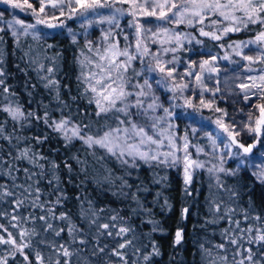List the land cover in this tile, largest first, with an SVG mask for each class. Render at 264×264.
<instances>
[{
  "label": "snow or ice",
  "instance_id": "6c2138e0",
  "mask_svg": "<svg viewBox=\"0 0 264 264\" xmlns=\"http://www.w3.org/2000/svg\"><path fill=\"white\" fill-rule=\"evenodd\" d=\"M0 4L8 5L13 10H30V15L34 17V23H26L24 20L15 18L11 21H3L7 28L11 30V35L17 39V42L21 34L31 35L33 39L43 40L46 43L49 39L56 41L57 37L64 35L65 23L62 18L79 21L86 35L87 28L93 24L107 23L110 26L119 27L120 19L128 16L131 19L127 22V26L135 28L136 36H140L141 33H151L153 37H165V39L160 41L164 53L169 51L175 53L180 49H184L185 45L182 41H186L187 44L192 45L188 63L185 65L188 70L184 71L182 76L177 72L176 64L183 62L178 61V58L175 56L165 62L161 60L158 54L153 53V60L156 66L153 67L151 63H148L142 69L144 73L158 71L163 74L159 79L153 77L154 82L158 86L181 94L185 90H189V95L198 101V104H193L192 99L184 97L183 104H172L169 101L168 107H164L163 103H156L155 101L159 99L158 97L154 98V102L148 104L146 108L141 99H136L135 103L128 101V97L136 95L143 97L146 95L143 90L139 91V93L125 91L127 81L123 73L127 71L128 64L133 59H136V57L131 56L127 49L121 52L115 51V45L111 49H106V52L111 51L112 56H124L127 57V60L117 62L102 55L100 59H107V66L97 63L96 68L99 69V72L93 73L92 77L88 80L89 88H85L84 93L79 97L83 99L89 91L94 93V96L87 99V105L95 104L96 109H98L94 112V115L97 118L103 115L105 121L108 119L116 121V127H112L106 123L104 127L107 130H104L102 134L100 130H97L95 135H87L85 132V130L91 131L92 129L90 123L84 122L90 118L87 108L77 107L75 110L76 117L73 116L71 110L67 113L64 112V109L69 108V105L67 102L61 100L59 81L52 79L51 75L41 77V79L44 81L46 89L56 92L55 99L58 102L60 110L59 119H53L50 116L47 105H43L45 110L42 114L26 111L20 105L13 107L12 99L16 96V93L10 92V88L6 84V72L3 66L4 53L0 50V92L9 93V96L3 98L8 103L6 106H0V111L7 113L12 121L20 124L21 128L25 126L31 127L32 121H35L42 123L46 130H50V132H41L31 137L30 139L34 140L36 144L43 145L52 138L51 134H56L57 138L63 141L65 148H68L74 141L78 140L89 148L98 146L100 149H104L110 157L115 158L119 162L120 167L125 171L124 176L116 178L121 181L120 195L125 196L127 193L123 189L132 187L128 183L127 177L132 176L133 171L142 166L155 168L160 165H166L168 167L180 168L182 165L183 192L187 197L192 194L189 186L193 184V173L197 169H205L206 164L198 159H193L188 152L189 138L187 132H185L183 137V158L178 156L177 152L180 151L178 145L179 137L171 135V129L178 127L173 124V121L190 120L191 123L187 125V128L193 136L204 131V135L211 142L213 149L219 145H223V148L226 150L219 157L218 164L214 163L211 167H207V172L210 176L223 173L225 176L236 177L242 171L246 172L251 168L253 169L252 175L257 178L260 184L264 185V103H256V101H264V67L259 69L253 67L255 64L264 65V0H111V2L110 0H22V2L21 0H0ZM116 5H121L122 7H116ZM7 10L5 9V11ZM3 17L4 12H0V20H3ZM137 17H154L156 21L162 23L156 24V30L145 28L144 24ZM144 23H152V21L145 20ZM40 25H43L49 31L39 28L38 26ZM166 25H175L176 29L181 25H185L196 30L201 37H207L211 41L216 42L224 41L219 47L226 45L235 52L236 56L240 57V60H230V64L234 65V67H224L223 72L225 75L223 81H221L219 78L221 70L216 66L218 57L213 54L212 48L205 45L203 48L198 49L196 45H204L203 40L197 39L191 33H186L182 36L176 29H170ZM16 26L19 27L17 28ZM197 26L199 27L197 28ZM252 26H258L259 30L253 32ZM4 30L0 28V31ZM29 30L32 31L30 32ZM249 32H253V35L248 39H232V34ZM67 33L72 38L73 43H75L77 34L71 28L67 29ZM105 39H107V34L105 35ZM229 39L232 40L231 43L227 42ZM141 43L142 41L140 40L136 43L138 52ZM153 43H156L155 39ZM172 43H175L177 47H163L164 44ZM89 44H91V41H89ZM47 47L50 49L54 48V44L48 43ZM245 49H247V52H245ZM89 50L91 51V49ZM148 51L147 46H145L144 54L147 55ZM219 59L229 60V57L225 55L219 57ZM241 61H246L247 64H243ZM32 63L35 64L36 61L33 60ZM89 63H91L90 60ZM168 65H172V67ZM39 67L41 70H46L49 74H53L55 71L52 67L44 69V65L42 64ZM196 69H199V74H197ZM241 69L244 70L243 79L241 78ZM112 72H116L115 79L112 77ZM205 72L210 73L206 78L203 75ZM229 72L232 75H229ZM253 72L256 74L252 75ZM211 73L216 74V79L215 85L209 88L205 83V79L211 82L213 80ZM136 74L139 75L140 73ZM98 76L100 78H97ZM82 77L83 70L81 68V75L77 77L78 85ZM177 77L180 79L193 77L196 81V88L190 89L189 83H173L172 87L169 88L168 81H175ZM92 80L95 81L94 84ZM221 83L223 87L220 86ZM114 84L116 87H113ZM144 85L151 88L148 79L144 80ZM97 86H99V89ZM25 87H28L27 83ZM32 87H35V85H32ZM65 87L67 88L68 85H65ZM197 88L199 91L196 90ZM205 93H210V98L207 100L204 98ZM29 95L31 96V93ZM173 98L175 99L176 97ZM71 99L76 101L78 97L72 96ZM117 101L122 106L118 107ZM221 104L227 106L221 107ZM157 108L161 109L164 115L152 117L150 111L154 112ZM229 108L232 109L231 112ZM202 109H210L219 115L213 121L203 116ZM109 113H111V116L108 115ZM121 114L123 119L121 118ZM133 117L143 118V122H136L133 120ZM161 122H163L164 128L160 127ZM211 124H215L216 127L210 129ZM120 125L127 126L120 127ZM4 133V125L0 124V138L12 144L14 137L11 134L4 135ZM15 139L17 142L20 141V137H15ZM165 139H167V145L164 143ZM164 147H167L169 151H160ZM203 151V148L197 149V152ZM31 153L32 150L30 148H24L19 151V154L14 159L27 160L34 168L43 169L44 165L38 163V159L43 160L45 157L41 155L37 158L35 154ZM213 157L215 158V152H213ZM225 157L235 163V168L226 169L223 167ZM100 159H103V157H100ZM2 160L3 157H0V161ZM77 162L80 163V161ZM49 163L51 164L50 171L53 177L49 181V185L55 181L57 186L53 189V194L58 193L54 204H60L63 199H66V196L63 189L59 187V176L56 174L59 165L55 162ZM64 166L68 169L69 173L72 172V165L70 163L65 161ZM81 170L84 171V169ZM13 171H20V169L9 167L6 174L12 179L13 188L20 189L24 199L16 198V192L4 185H0V188L4 189L0 191V202L4 201L7 197H11L15 203L13 211L16 212L25 205V201L29 196H35V199L31 201V206L44 208V204L37 203L40 200V188L37 187L33 192L31 183H28L27 186L16 184V177L12 176ZM23 172L27 181H31L34 176L38 175L42 177L45 175L43 171L37 174L28 168H24ZM215 179L217 181V189L225 188L229 201L235 202V198H238L240 194L238 189L235 186L226 188L221 182L219 175H216ZM96 182L98 184L112 185L115 181L112 174L108 173V175L103 177L102 181L97 180ZM245 187L248 186L245 185ZM253 192L254 190L248 193L250 199ZM113 194L115 195L116 193ZM132 198L136 199L134 195ZM208 200L209 211L214 216V219L208 222L215 224L219 220H227L234 227L229 226L221 231V241L219 243L211 244L207 247L203 242L198 244V254L201 256V264H229V261H231V264H264V215L254 213L253 210L244 211L243 221L254 223H246L245 227H241V220L232 218L235 215V210L227 208L223 199L216 200L210 196ZM89 205H91L90 201ZM161 207L162 209L171 210V205H169L167 199L164 200ZM249 209H251V203L249 204ZM91 214L95 215L94 212ZM4 215L6 213L0 211V216ZM88 215V211L82 208V218L87 220ZM149 215H151L150 212ZM179 215L180 221H185L191 215L190 208L182 207ZM17 218L16 215L11 217L12 220H17ZM49 218L52 220H68V214L60 213L57 216L49 208L46 215L38 217L39 220L44 222L43 232L59 237L64 228L57 230L53 223L49 222ZM20 219L25 220L26 218L20 216ZM33 219H36V217H33ZM117 219V216L111 217L112 221H116ZM150 223H152L153 232L160 231L163 234V229L159 222L150 221ZM92 225H95L98 236L124 238L129 232L134 233L135 231L131 227H120L115 233L112 231L101 232L100 229L108 230L110 225L108 223L99 224L95 219L91 220L89 227L91 228ZM11 226L13 228L17 227L16 224H12ZM111 227L115 228V224H112ZM0 230L7 233V238L0 235V245L12 246L7 251V255H0V264H9V258L15 259L17 254L22 256L23 261L27 262V264H45L46 258L37 249L38 245H45L55 249L57 259L53 261L51 257L47 258L48 264H71V257L78 254V252L70 251V248L64 244L56 245L44 239H38L33 244L31 237L39 236L34 227L31 231L27 229L19 231L18 236L20 240L27 238L26 243H18L17 239L13 237L11 232H8L3 224H0ZM67 231L71 237L70 243L77 242V235H84L83 232L77 230L75 225L69 226ZM133 239H135L134 235L130 239H123V242L118 240L111 249H108L107 244L96 246L92 249L91 255L99 257L101 254H104V256L108 257L106 264H112V258H118L116 264H128V260L125 259L126 253L122 252L121 249L132 245ZM185 239L186 231L181 223L175 229L172 246L175 248L182 245ZM87 243L86 239L82 238L79 240V244L82 246H86ZM25 249H29V251L25 252ZM136 251H140V249L136 248ZM152 255H160L159 248L155 244H153L152 253L145 255L143 259L148 261ZM59 256H63L64 259H59ZM215 257H219V260Z\"/></svg>",
  "mask_w": 264,
  "mask_h": 264
},
{
  "label": "rangeland",
  "instance_id": "374dc122",
  "mask_svg": "<svg viewBox=\"0 0 264 264\" xmlns=\"http://www.w3.org/2000/svg\"><path fill=\"white\" fill-rule=\"evenodd\" d=\"M22 2V0H21ZM111 2V0H110ZM118 7V6H116ZM5 9H8L5 11ZM103 11V10H102ZM0 12H4L3 20H0V28L5 29L0 31V50L3 51L4 56V70L6 72V84L10 88V92H15L18 99H21L22 105H25L26 111H34L38 114H42L40 107L37 103V99L34 97L38 92L40 97L46 102L48 109L51 111L50 116L53 119L60 118V110L58 108V102L55 99L56 92L50 91L44 87V81L41 77L51 75V78L59 81V93L61 100L68 103L69 108H65L64 112L67 113L72 110L73 116L76 117L75 110L79 108H87L90 116H94V112L97 111L95 104L87 105V99L94 96V93L90 91L85 95L83 99H80L82 93H84L85 88H89L88 80L91 78L90 68L88 60L83 50L87 52L94 53L96 49L104 46V40L101 36L94 37V31L91 29L93 26L97 27L101 33L113 35L114 32L120 29V35L124 40L123 48L115 49L117 52L124 51L127 49L131 56L136 57L130 63H138V71L140 73L138 76L141 78L139 83L134 82L130 90L126 92L139 93L143 90L146 95L140 97L138 95L128 97V101L135 103L136 99H141L144 102V107L146 108L148 104L154 102V98H159L156 103H163L164 107L169 106V101L172 104H183L184 97H188L193 100V104H198L192 96L189 95V90H185L183 94L179 92H171L160 86H158L154 79H159L161 73H144L142 69L148 63H151L155 67V61L153 60V53L160 56L162 61H168L174 56L178 58V61L183 63H177V72L183 75L184 71L188 69L185 65L188 63L190 56V49L192 45L187 44L186 41H182L185 45L184 49H180L175 53L169 51L164 53L161 48L160 41L165 39L163 36L153 37L151 33H141L140 36H136L135 28H129L127 22L131 18L124 16L119 21V27L110 26L105 24H93L91 27L87 28V33L85 35L84 28H81L79 21L64 19L65 28L64 35L57 37L56 41L49 39L47 43L43 40H35L31 35H19L18 42L17 39L11 35V30L7 28L4 20L11 21L15 19L24 20L26 23H34V17L30 15V10L20 11L19 9H11L8 5L0 4ZM139 21L144 24L145 28H153L156 30V24L162 23L156 21L154 17H137ZM145 20H151L152 23H144ZM56 22V21H53ZM17 28L19 26H16ZM39 28L49 31L44 28L43 25L38 26ZM170 29H176L175 25H166ZM199 26H197L198 28ZM253 32L258 31V26H252ZM71 28L76 35V42L73 43L72 38L68 35L67 29ZM178 32L183 36L186 33H191L196 36L197 39H201L198 32L190 27L181 25ZM208 30V29H205ZM30 32L32 30H29ZM253 32L247 33L249 35L248 39L253 35ZM127 37V39H125ZM156 43H153V40ZM142 41L139 52L136 49L137 41ZM91 41V44H89ZM54 44V48H48L47 44ZM231 43V42H230ZM147 46L148 54H144V48ZM165 48L177 47L175 43L164 44ZM196 47L203 48L202 45H196ZM104 48V47H103ZM108 47V49H111ZM91 49V51L89 50ZM96 52V51H95ZM247 52V49H245ZM108 57L112 56L111 51L107 53ZM218 57L216 66L220 68L219 78L223 81L225 66L229 68L234 67L230 64V60H240V57L236 56L235 52L228 47L224 48L223 54H214ZM227 55L229 60L219 59ZM113 57V56H112ZM117 57V56H116ZM123 57L124 61L127 57ZM119 58V56H118ZM206 58V57H205ZM199 59V58H197ZM35 60L36 63L33 64L32 61ZM116 60V59H115ZM117 61V60H116ZM82 62V63H81ZM243 64H247L246 61H241ZM44 65V69L52 67L55 69L53 74H49L46 70H41L40 65ZM172 67V65H168ZM254 68L259 69L264 67L261 64L253 65ZM81 68L83 70V77L81 82L77 81V77L81 75ZM122 71V69H121ZM197 74H199V69H196ZM243 79V69L240 70ZM210 73L205 72L203 75L205 78ZM256 73L253 72L252 75ZM213 80L211 82L205 79V83L209 88L215 85L216 74L211 73ZM229 75H232L229 72ZM112 77L115 79L116 72H112ZM148 79V83L151 88L144 85V80ZM27 83L28 87H25ZM94 84L95 82L92 81ZM173 83H189L190 89L196 88V81L193 77H184L180 79L177 77L175 81L169 80V88L172 87ZM239 83V81H237ZM35 85V87H32ZM65 85H68L66 88ZM139 86V87H136ZM223 87V84L220 85ZM99 89V86H97ZM113 87H116L114 84ZM199 91V89H196ZM239 91V89H237ZM31 93V96L29 95ZM9 96V93L0 92V106H6L8 101L3 98ZM72 96L78 97L76 101L71 99ZM12 99V106L15 107L18 102L16 98ZM173 97H176L175 99ZM206 100L210 98V93H205ZM119 102V101H117ZM256 103H264V101H256ZM20 105V106H22ZM120 105H122L120 103ZM221 107H226L227 105H220ZM191 111V109H189ZM231 112L232 109L229 108ZM247 111V109H246ZM202 114L204 117L215 120L219 115L214 113L210 109H202ZM152 117H161L164 115L163 111L157 108L154 112L150 111ZM136 122H143V118L133 117ZM0 121L5 122V132L6 130L14 137L12 144L3 138H0V157L3 160L0 161V185L6 186L8 189L16 192V198L24 199L21 195L19 188H13L12 179L6 174L9 167L13 169H20V171H13L12 176L16 177V184H23L27 186L28 183L32 184V191L34 192L37 187L40 188V200L37 201L38 204H44V208L32 207L31 201L35 199V196H29L25 201V205L18 209L16 212L13 211L15 208V203L11 197H7L4 201L0 202V211L6 213L4 216H0V224H3L8 232H11L13 237L16 238L21 243H26L27 238L20 240L18 233L23 229L29 231L34 227L39 233V236L31 237L33 244L36 243L38 239H44L52 244H64L66 247L70 248V251L78 252L77 255L71 257V264H106L108 257L101 254L99 257H93L91 255L92 249L96 246L108 245V249H111L116 241L123 242V239H133L132 245L125 249H121L126 255H130L131 248L140 242H144V246L141 250L144 251L145 255H149L153 251V244L159 248L160 255H152L150 258H156L161 264H201V256L198 254V244L203 242L206 247L211 244H216L221 241V231L230 225L227 220H219L217 223L212 224L208 221L214 219V216L209 211V200L211 196L213 199L219 200L223 199L224 204L227 208L235 210V215L233 219L241 220V227H245L246 223L251 224L254 222H244L243 214L244 211L253 210L254 213H260L264 215V210H259L254 205L251 204V209H249V195L248 193L252 190L257 191L258 189H264V185L260 184L255 176L252 175L253 169L249 168L246 172L242 171L238 176L231 177L225 176L220 178L223 185L226 188H231L235 186L239 191V197L235 198V202H230L228 198V193L225 188L217 189L216 179L214 176H210L207 172L209 157H213V152H215V158L219 161V157L223 155L226 151L223 145H219L215 149L211 142L204 135V131L197 133L195 136L191 134L188 130L187 125L191 123L190 120L184 121H173L174 125L178 127H173L171 129V135L178 136V145L180 151L177 155L183 158V137L185 132L188 134L189 147L188 152L191 154L193 159H198L201 162H205V169H197L193 173V184L190 187L191 195L185 196L183 192V170L182 165L180 168L168 167L166 165H160L155 168H149L147 166H142L141 168L133 171L132 176L127 177L128 183L132 185L131 188H124L123 191L127 195H120L121 192V181L116 179L125 175L124 169L119 165V162L110 157L104 149H100L98 146L89 148L86 144L81 141H74L72 145L65 148L63 141L58 139L56 134H51L52 138L44 143L43 145H38L31 137L37 135L38 133L49 131L46 130L42 123L32 121L31 127L25 126L20 127V124L11 120L7 113L0 111ZM127 125H120V127H126ZM116 127V126H115ZM164 128L163 122L160 125ZM215 124L210 125L211 128H215ZM208 129V130H210ZM155 131V130H154ZM87 135H95L97 131H85ZM103 132V131H102ZM102 132H100L102 134ZM152 134V133H150ZM15 137H20V141L17 142ZM29 138V139H25ZM165 145H167V139L164 140ZM35 144L36 147L41 148L42 152L40 156H44L45 159L39 160L38 163L43 164L44 168H34L27 160H15L14 157L18 155V149L25 145ZM154 147V146H153ZM198 148H203V152H197ZM162 152H167L169 149L164 147L160 149ZM101 154H100V153ZM11 153V155H9ZM75 157V159H73ZM103 157V159H100ZM65 161L72 165V172L69 173L68 169L64 166ZM77 161H80L78 163ZM49 162H55L59 165L57 170V175L59 176V187L63 189L66 199H63L60 204H54L57 194H53V189L57 186L56 182L53 181L49 185V181L53 179L51 175V164ZM217 162V161H215ZM219 163V162H217ZM259 163V161H257ZM224 164L227 166L226 169L235 168V163L225 157ZM223 164V165H224ZM7 165V166H6ZM24 168H28L31 171L39 174L41 171L45 173L44 176H34L31 181H27ZM81 169H84L82 171ZM112 174L114 179V184L108 185L100 183L97 180H103V177ZM247 185L248 187H245ZM4 189L0 188V191ZM253 192V193H254ZM113 193H116L115 195ZM159 194V196H158ZM133 195L136 197L134 200ZM79 198V199H78ZM167 199L169 205H171V210L162 209L164 200ZM89 201L91 205H89ZM139 201V203H137ZM182 207H189L191 215L183 222L180 221V209ZM51 208L57 216L60 213H67L69 216L68 220H52L49 218V222L53 223L54 227L59 230L64 228L59 237H55L51 233L43 232L44 222L39 220L38 217L41 215H46L47 210ZM82 208L88 211V219L84 220L81 216ZM94 212L93 216L91 213ZM149 212L151 215H149ZM16 215L17 220H12L11 217ZM20 216L26 218L21 220ZM117 216L116 221H112L111 217ZM36 217V219H33ZM97 220L99 224L108 223L110 228L108 230L100 229L103 231H112L115 233L120 227H131L135 231L129 232L126 237H109V236H98L95 225L90 228L89 225L91 220ZM150 221L159 222L161 228L163 229V234L160 231H152V223ZM207 221V222H206ZM183 224L187 227V223L196 224L197 226L203 225L202 235L197 234L195 239L194 235L186 233V239L182 245L173 247L172 241L175 229L178 225ZM16 224L17 227L13 228L11 225ZM115 224V228L111 227ZM75 225L78 231L84 233L83 236L77 235V242L70 243L71 237L68 235V227ZM0 235L7 238V233L0 230ZM86 239L88 242L86 246L79 244L80 239ZM198 238L199 240H196ZM247 246V245H246ZM11 245H0V255H7V251L11 249ZM37 249L41 251L42 255L45 256V264H48L49 257L54 261L57 259V253L54 248H49L45 245H38ZM106 249V251H108ZM29 251V249H27ZM215 255V250H214ZM219 260V257H215ZM59 259L63 260V256H59ZM118 258H112V264H116ZM147 261H143V264ZM9 264H27L23 261V257L19 254L16 255L15 259L9 258ZM231 264V261H229Z\"/></svg>",
  "mask_w": 264,
  "mask_h": 264
},
{
  "label": "trees",
  "instance_id": "16d2710c",
  "mask_svg": "<svg viewBox=\"0 0 264 264\" xmlns=\"http://www.w3.org/2000/svg\"><path fill=\"white\" fill-rule=\"evenodd\" d=\"M116 6L122 7L121 5H116ZM127 18H130V17L127 16ZM91 29H93V31H94V37L95 36L96 37L97 36H101L102 39L104 40V46H102L99 49H96L95 50L96 52L94 51V53H90V52H87V50H83L82 51V53L84 52V54L87 56L86 59L88 60V63H89V60L91 61L90 65H89V68H90V74H91V77H92L93 73L99 72V69L96 68L97 63L107 66L108 60L107 59H105V60H101L100 59V57L102 55L108 57V55H107L108 52H106L105 50L108 49V47H111L113 45L116 46L115 49H118V47L120 49L123 48L124 40H123V38L120 35V29L116 30L113 35H110V34L108 35L107 34V39H105V35L106 34L105 33L102 34L101 31L98 30L96 26H95V28L93 26ZM248 36L249 35H247V33H236V34H232V39L239 40V39L247 38ZM201 39L204 41V45H202V47H204L205 45L208 46V47H211L212 50H213V54H223L224 48L227 47L226 45L224 47H219V45L223 44L224 41H219V42L211 41L207 37H201ZM227 42L230 43V42H232V40L229 39ZM214 45H215V47H213ZM109 58H111L113 60L116 59L117 62H124V60H123L124 58L121 57V56H119V58H118V56L117 57L116 56H113V57L110 56ZM138 66H139L138 63H135V64L129 63L127 71L123 73L124 78L127 81V83L125 85V91L130 90L131 86L134 84V82L139 83L141 81V78L136 74V72L138 71ZM97 78H100V77L98 76ZM92 81H94V80H92ZM34 97L37 99V103H38V105L40 107L41 112L43 113L44 110H45L43 105H47L46 102L40 97L38 92L35 94ZM15 98L18 99V97H15ZM17 102H18L17 104L22 105L21 99H18ZM117 106L120 107L122 105H120V102H117ZM22 108L24 110H27L25 105H22ZM50 112L51 111L49 110V114H51ZM74 115H75V113H74ZM108 115L111 116V113H109ZM121 118L123 119L122 114H121ZM84 122L85 123H90L92 125V129H91L92 132L93 131H97V130H100V132H102L104 130H107L104 127V125L106 123L108 125L112 126V127L117 126L116 121L114 119H108L107 121H105L103 115L101 117H99V118H97L95 115L94 116H90V118L88 120H85ZM0 124H3L4 127H5V122L4 121H0ZM85 131L90 133V131H88V130H85ZM9 134L10 133L7 130L4 133V135H9ZM24 148H30L32 150L31 154H35L37 156V158L40 156V154L42 152L41 148L36 147L35 144L25 145V146L21 147L20 149H18V151H20V150H22ZM18 154H19V152H18ZM215 161L219 162L216 158L209 157L208 167H211L212 164H214V163L218 164ZM223 167L226 168L227 166L224 164ZM216 175H219L220 178L224 177L223 173L214 174L213 175L214 178H215ZM262 201H264V189L263 190L262 189H260V190L258 189L257 191H255L252 194L251 199L249 198V203L254 205L259 210H264V203H262ZM187 224L188 225H187L185 231H186V233H188L190 235L191 234L194 235V239H195L197 234L202 235L203 229H204L203 225L197 226L196 224L192 225V223H187ZM196 240H199V239L196 238ZM18 243H21V242L18 241ZM142 246H144V242H140V243L136 244L135 246H133L131 248L130 255H126L125 256V259L128 260V264H143V261H144L143 257L145 256V254H144V251L141 250ZM136 248H139L140 251H136ZM25 252H27V249H25ZM144 264H161V263H160L159 260H157L156 258L152 257L147 262H145Z\"/></svg>",
  "mask_w": 264,
  "mask_h": 264
}]
</instances>
